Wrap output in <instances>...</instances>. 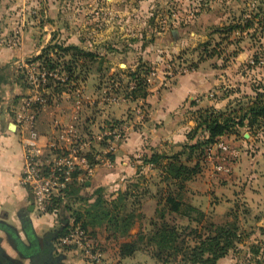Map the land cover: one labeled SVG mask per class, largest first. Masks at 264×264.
Wrapping results in <instances>:
<instances>
[{"label":"rangeland","instance_id":"rangeland-1","mask_svg":"<svg viewBox=\"0 0 264 264\" xmlns=\"http://www.w3.org/2000/svg\"><path fill=\"white\" fill-rule=\"evenodd\" d=\"M0 17H4L0 29H9L1 34L0 44L21 47V28L27 27L39 45H73L95 53L94 61L80 57L79 64L85 61L90 68H79V81L71 82L70 90L62 93L57 82H65L63 72L49 73L41 62H35L34 71L38 85L44 75L51 77L40 89V95L48 101L38 112L41 133L59 136L73 127L92 147L89 153L108 149L106 143L90 141L104 128L111 127L122 136L118 141L112 139L115 150L101 154L92 175H81L84 181H91L97 169L111 168L107 162L117 154L129 132L154 126L150 122L151 106L144 100L132 102L127 98L133 85L124 74L129 69L136 70L139 65L151 69L148 88L155 93L167 92L177 78L199 69L211 82L209 92L201 97L205 101L202 110L212 107L217 111H237L264 92V0H0ZM173 31H178L177 37ZM52 58L65 64L70 55L59 59L53 54ZM27 86L21 106L18 102V113L36 90L28 72ZM195 109L189 107L183 113L177 142L159 146L157 151L165 155L184 152L182 158L186 161L191 152L186 145L204 142V129L195 130L200 121V112ZM262 128L241 129L220 138L239 152L238 158L222 153L215 145L213 154L209 150L201 155L199 149L188 161L192 166L199 165L198 174L184 187L168 181L162 170L151 165L143 167L133 182H117L114 188L103 190L111 202L125 189L126 207L119 213L121 217L132 215L134 224L127 236L105 225L90 227L87 235L103 254L99 263L92 264H192L181 256L159 262L154 258L155 247L147 243H142L132 257L120 256L123 244L148 234L154 230L155 222L163 221L161 214L169 194L205 213L201 222H197L196 214L183 218L166 213L168 222L184 231L189 247L199 245L196 229L207 237L217 226H237L235 248L217 264H264V154H258L264 146V125ZM245 134L253 138V145L246 142L250 138ZM142 156L137 153L130 162L138 165ZM242 157L247 160L243 170L237 168ZM254 158L259 162L252 163ZM90 188L85 190L89 196L97 190ZM31 196L34 201L32 193ZM72 206L82 213L88 208L86 202H73ZM48 215L55 218L56 229L57 214ZM48 233L41 236L42 242L36 238L27 240L28 251L12 233L7 240L0 233L2 258L11 264H31L30 256L42 250ZM53 254L61 264H91L80 248L65 249L56 243Z\"/></svg>","mask_w":264,"mask_h":264},{"label":"trees","instance_id":"trees-1","mask_svg":"<svg viewBox=\"0 0 264 264\" xmlns=\"http://www.w3.org/2000/svg\"><path fill=\"white\" fill-rule=\"evenodd\" d=\"M233 29V28H232ZM174 34V31H173ZM178 34V31H177ZM175 36V34H174ZM177 36V35H176ZM57 55L59 59L70 55L69 61L62 64L61 61H55L52 55ZM86 57L90 60H96L95 53L85 51L78 46H65V45H47L41 52V55L29 63L41 62L42 65L49 71V73L56 72L57 70L65 74L64 81L57 82V89L59 92L70 90L68 86L71 82L79 81L80 77L77 72L79 68L88 66V63L79 64L80 57ZM90 67H86L88 70ZM82 72V70H81ZM151 69L145 68L144 65H139L136 70L129 69L124 72L131 80L133 85L127 98L132 102L145 100L149 96V83L148 75ZM51 77H48L50 79ZM52 85V83H51ZM50 85V86H51ZM49 86V85H48ZM49 86V87H50ZM68 86V87H65ZM29 88V86H27ZM74 88V87H73ZM264 90V86L261 87ZM240 104L241 101H240ZM246 107H241L236 111L232 109L230 112L217 111L216 109H205L200 111V121L198 122L197 130L199 127L204 129L207 134L204 142H197L194 145H186L190 152L186 161H183L184 152L175 153L173 155H165L157 151H153L151 155L146 154L140 159L144 165H152L162 170L168 181L174 182L181 187L198 174L199 165L192 166L191 161L195 153L201 150V155L207 152L216 145L220 138L232 134L241 129H248L253 131L255 128H262L264 125V92L258 93L255 98H250ZM42 107V106H41ZM40 108V106H39ZM102 145H105L103 143ZM96 150L88 153L89 160L94 166L98 164L95 159ZM112 161L115 156H111ZM142 166L140 167L141 170ZM79 172L73 174V180L68 185L63 197L55 198L54 207L50 212H55L58 216L59 226L46 235L43 252L50 257L54 256L55 244H59L65 249H73L61 245L60 240L68 236L75 228L80 227L84 231H88L90 227L106 226L115 232H119L123 236H127L133 227L134 221L132 215L120 216L119 211L125 208V203L128 199V193H120L118 198L111 202L107 200L102 189H97L96 193L89 196L83 189L85 183L79 181ZM31 194V193H30ZM164 211L161 214L160 224H155L154 230L148 234H140L136 240L122 245L120 256L122 258L132 257L137 251L140 250L142 243H147L149 246H154V258L162 263L169 262L170 258L182 257L187 263L192 264H217L219 260L225 258L228 253L236 246L237 226H217L213 234L203 237L199 234L198 230H194L197 236L198 247L191 248L186 244L183 237L184 231H180L177 226L170 224L166 218V213L179 214L183 218H192L194 214L197 215V222H201L205 218V213L192 205L185 204L178 197L169 194L166 197ZM73 202H86L88 208L82 213L73 209ZM168 213V214H169ZM71 220H74L72 223ZM147 241V242H146ZM0 259L2 257L0 256Z\"/></svg>","mask_w":264,"mask_h":264},{"label":"crops","instance_id":"crops-1","mask_svg":"<svg viewBox=\"0 0 264 264\" xmlns=\"http://www.w3.org/2000/svg\"><path fill=\"white\" fill-rule=\"evenodd\" d=\"M223 15L226 17L228 14L225 11ZM3 18L0 17V21H3ZM8 30L5 29L3 32V28L0 29V36ZM21 36L23 39L21 47L0 44V233H3L6 240L12 233L21 246L27 248V240L36 238L42 242L41 236L54 230L55 218L51 215H42L35 210L33 197L21 184L24 151L16 119L18 106H21L20 102L27 94L28 69L24 64H30L29 62L39 57L45 48L44 45L34 42V37L27 27L25 30L21 28ZM210 83L209 77L198 69L195 73L177 78L167 92L149 91V96L143 102L151 106L150 122L154 123L153 128L129 132L126 140L119 146L111 168L97 169L93 179L84 182L83 191L90 187L105 191L107 188H114L113 184L117 182H133L135 177L140 176V167L142 166V170L147 165L141 163L142 161L135 165L130 162V158L140 152L144 155L150 154L168 142L175 144L176 138L179 137L177 134H180V119L183 113L187 112L186 109L189 107H196L195 112L204 109L201 104L205 101H202L201 97L209 92ZM185 106L188 107L185 109ZM245 138H250L246 139V142L253 145L252 137L245 134ZM262 149L258 154L261 152L264 154V146ZM257 155L256 158H259ZM244 159L241 158L242 162L240 160L237 168L243 170L244 165H247V160ZM255 160L254 158L252 163L259 162V159L257 162ZM255 171L253 169V172ZM121 187L123 188V185ZM124 191L125 189H122L121 193ZM0 256L2 257L1 253Z\"/></svg>","mask_w":264,"mask_h":264},{"label":"built area","instance_id":"built-area-1","mask_svg":"<svg viewBox=\"0 0 264 264\" xmlns=\"http://www.w3.org/2000/svg\"><path fill=\"white\" fill-rule=\"evenodd\" d=\"M26 68L30 75V83L36 90L18 113L17 125L24 151V168L21 176V184L34 196V207L42 215L51 214V208L54 207V200L63 197L68 185L73 180V174L92 175L95 172L96 165H92L87 156L90 147L86 141L78 134L77 130L71 127L68 131L59 136H47L38 129L39 106L48 104L45 96L40 95V89L44 79L37 84L35 79V64L30 63ZM122 136L113 128H104L99 135H92L90 141L107 144L106 150L96 151L95 159L99 163L101 154L107 155L115 150L114 139L118 141ZM83 143V144H82ZM90 144V145H91ZM218 150L228 154L233 158L239 157V152L230 145L219 141L216 145ZM86 148V150H85ZM213 154V149L209 151ZM215 154V153H214ZM109 160V159H105ZM223 160H226V155ZM112 159L107 164L112 166ZM222 170L223 167H218ZM52 214H56L53 212ZM61 245L82 249L85 258L92 263H99L102 260V252L97 249L94 242L90 240L87 232L80 227L75 228L68 236L60 240Z\"/></svg>","mask_w":264,"mask_h":264},{"label":"flooded vegetation","instance_id":"flooded-vegetation-1","mask_svg":"<svg viewBox=\"0 0 264 264\" xmlns=\"http://www.w3.org/2000/svg\"><path fill=\"white\" fill-rule=\"evenodd\" d=\"M25 250L28 251L29 249L25 248ZM30 258H31V264H61L59 258H56L55 256L50 257L49 255H46L43 252V249L38 251L36 254L31 255ZM2 259L4 260V258ZM3 262L6 264H11L8 263L6 260H4Z\"/></svg>","mask_w":264,"mask_h":264},{"label":"water","instance_id":"water-1","mask_svg":"<svg viewBox=\"0 0 264 264\" xmlns=\"http://www.w3.org/2000/svg\"><path fill=\"white\" fill-rule=\"evenodd\" d=\"M174 34H175V37H177L176 35H177V31H174ZM177 39V38H176ZM14 126V125H13ZM0 264H6V263H4L1 259H0Z\"/></svg>","mask_w":264,"mask_h":264}]
</instances>
